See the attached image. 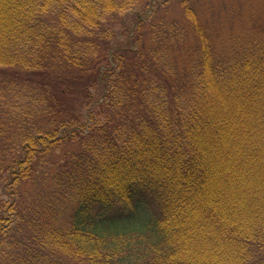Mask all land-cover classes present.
Here are the masks:
<instances>
[{
  "label": "trees",
  "instance_id": "1",
  "mask_svg": "<svg viewBox=\"0 0 264 264\" xmlns=\"http://www.w3.org/2000/svg\"><path fill=\"white\" fill-rule=\"evenodd\" d=\"M171 1L0 0V264H264V25Z\"/></svg>",
  "mask_w": 264,
  "mask_h": 264
},
{
  "label": "rangeland",
  "instance_id": "2",
  "mask_svg": "<svg viewBox=\"0 0 264 264\" xmlns=\"http://www.w3.org/2000/svg\"><path fill=\"white\" fill-rule=\"evenodd\" d=\"M176 2L172 0L167 4L170 5L168 12L162 9L163 18L182 17V9ZM196 3L199 4L201 17L208 15L204 20H209L210 29L220 35L221 42H227L229 37L254 32L257 24L264 25V0H197ZM223 44L220 43V48Z\"/></svg>",
  "mask_w": 264,
  "mask_h": 264
}]
</instances>
